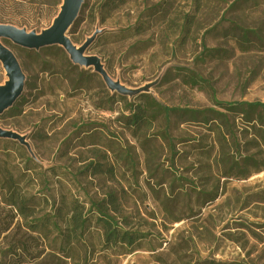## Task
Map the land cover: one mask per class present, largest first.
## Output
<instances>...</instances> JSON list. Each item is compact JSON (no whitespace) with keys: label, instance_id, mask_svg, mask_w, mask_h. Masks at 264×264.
Instances as JSON below:
<instances>
[{"label":"rangeland","instance_id":"374dc122","mask_svg":"<svg viewBox=\"0 0 264 264\" xmlns=\"http://www.w3.org/2000/svg\"><path fill=\"white\" fill-rule=\"evenodd\" d=\"M103 1L84 0L80 24L69 38L78 48L100 31L86 55L98 57L111 79L128 92L148 93L165 106L193 111L223 112L213 104L212 94L220 102L264 103V0H129L109 11L102 8ZM56 3L0 0V24L40 34L60 12ZM244 31L249 32L251 46L241 45ZM3 43L17 57L26 82L15 103L20 111L0 115V128L25 137L31 149L0 143V163L23 170L31 158L37 167L32 174L38 175L32 193L51 192L59 201V177L51 169H67L76 176L83 160L92 156V147L87 139L85 143L78 139L76 130L97 126L102 145L96 146L104 150L105 142L118 138L135 156L137 174L133 178L123 172L124 177L114 180L81 176L85 192L72 187V180L68 187L85 201L115 190L123 215L150 234L124 255L105 249L99 231L92 229L70 259L47 249L34 264H158L156 256L169 253L173 246L188 257L187 263L264 264V171L251 170L246 180L222 178L225 166L218 133L187 117H173L175 151L170 154L160 141L149 143L157 156L150 175L142 138L132 139L118 125L120 94L109 90L93 68L74 65L59 46L35 51L9 40ZM188 76L202 85L191 86ZM6 81L0 63V85ZM132 98L128 96L129 101ZM241 117L233 128L239 152L264 168L259 135ZM225 152L233 150L227 147ZM205 191L216 192L217 200L204 205L199 194ZM2 252L0 246V262L15 264Z\"/></svg>","mask_w":264,"mask_h":264},{"label":"trees","instance_id":"16d2710c","mask_svg":"<svg viewBox=\"0 0 264 264\" xmlns=\"http://www.w3.org/2000/svg\"><path fill=\"white\" fill-rule=\"evenodd\" d=\"M56 1V5L60 6L61 0ZM128 1L104 0L102 8L108 9L107 11L117 10ZM79 24L78 18L69 30L68 36L75 34ZM248 37L249 32L244 31L241 45L246 46L248 42L251 46L252 43ZM46 49L49 50L50 47ZM188 81L193 87H200L203 83L194 76H188ZM132 97L133 100L129 101L128 96H119V102L123 106L117 121L123 134H129L136 140L142 138L141 148L147 156L146 169L150 175H152L151 166L157 156L156 151H150L149 143L160 141L167 146L170 154L175 151L176 140L172 134L176 128L173 126V117H187L190 123H200L208 127L210 131L218 133L222 147L221 162L225 166V171L221 174L222 178L246 180L251 176V170L254 171L253 173L264 171L259 161L241 156L239 140L233 130L236 118L242 116V123L258 133L260 146L264 148V103L220 102L212 94L213 104L223 109V112L193 111L165 106L148 93H139ZM19 111V105L14 104L6 113L13 115L18 114ZM211 113L215 115L210 117ZM83 128L81 131L80 128L76 130L80 132L78 139L82 143H85L87 139L88 145L92 147L91 158L83 160L84 165L76 176L67 169H51L52 175L59 177L58 184L61 186L59 201L51 192L38 195L32 193L33 183L38 175L32 174L36 164L31 158L25 160L23 170L17 166H8L6 162L0 163V246L3 248V258L7 255L15 264H34L47 249H52L64 258L70 259L78 246L84 244L92 229L99 231L101 243L105 249L119 251L124 255L131 254L136 246L150 236L149 233L137 228L129 217L123 215L121 197L115 190L109 189L103 198H90L88 201L81 200L79 196L72 194L68 185H71L72 180V187L80 188L78 178L81 176L86 178L103 176L114 180L118 176L124 177L123 172H126L134 178L138 169V163L130 148L123 145L118 138L112 136V139L105 142L104 150H102L96 146V143H100L97 126H92L85 131L82 130ZM0 143L14 144L20 150L24 149V146H19L12 140L0 139ZM180 143L182 142L177 144ZM64 144L68 145V141ZM227 147L233 150L235 155L226 153ZM201 151L203 154L208 153L204 148ZM6 155L7 158L10 157L8 153ZM83 191L85 192L84 189ZM199 197L203 199L204 205H207L214 203L218 194L205 191L201 192ZM179 221L176 220V222ZM173 247H169V253L156 256L158 264H221L211 260L187 263L188 257L181 254L177 248L174 250Z\"/></svg>","mask_w":264,"mask_h":264},{"label":"water","instance_id":"95a60500","mask_svg":"<svg viewBox=\"0 0 264 264\" xmlns=\"http://www.w3.org/2000/svg\"><path fill=\"white\" fill-rule=\"evenodd\" d=\"M83 3L84 0H62L60 12L54 19L53 24L40 34L28 32L25 29H19L10 25L0 24V63L7 77L6 83L0 85V115L12 108L21 97L26 82V76L17 57L3 43V40H9L19 47L35 51L46 47L59 46L65 50L74 65L88 69L93 68L94 72L102 77L107 88L112 92H117L123 96H134L140 93H130L125 90L119 83L111 79L98 57L86 55L89 47L101 33L100 31H97L78 48L75 47L69 38V30L78 19ZM0 139L17 141L29 151L31 149L25 137L12 131L0 128Z\"/></svg>","mask_w":264,"mask_h":264}]
</instances>
